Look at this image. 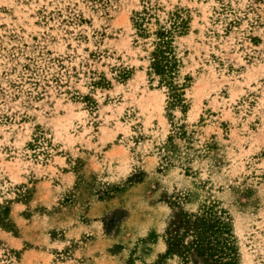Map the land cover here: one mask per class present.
I'll use <instances>...</instances> for the list:
<instances>
[{
    "label": "rangeland",
    "instance_id": "374dc122",
    "mask_svg": "<svg viewBox=\"0 0 264 264\" xmlns=\"http://www.w3.org/2000/svg\"><path fill=\"white\" fill-rule=\"evenodd\" d=\"M207 209L264 264V0H0V264H181Z\"/></svg>",
    "mask_w": 264,
    "mask_h": 264
},
{
    "label": "trees",
    "instance_id": "16d2710c",
    "mask_svg": "<svg viewBox=\"0 0 264 264\" xmlns=\"http://www.w3.org/2000/svg\"><path fill=\"white\" fill-rule=\"evenodd\" d=\"M147 12L136 13L132 19L138 37L147 38L143 27ZM168 28L159 27L155 33V48L150 53L148 75L158 78L159 86L166 87L169 107H182V87L174 82L177 60L173 54V38L183 33L187 23L180 16L171 13ZM129 70L123 69L120 80L128 78ZM184 231L170 236L167 254H177L181 264H239L238 252L228 229L222 224L220 216L212 209L194 216L191 223H185ZM188 236L187 241L183 240Z\"/></svg>",
    "mask_w": 264,
    "mask_h": 264
}]
</instances>
